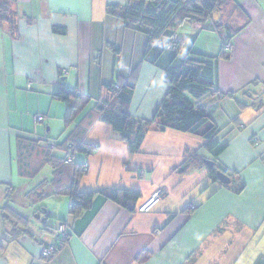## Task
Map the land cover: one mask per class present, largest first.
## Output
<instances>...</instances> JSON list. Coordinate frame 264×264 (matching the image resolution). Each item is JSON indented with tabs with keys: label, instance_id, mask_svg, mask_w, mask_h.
Returning <instances> with one entry per match:
<instances>
[{
	"label": "crops",
	"instance_id": "crops-1",
	"mask_svg": "<svg viewBox=\"0 0 264 264\" xmlns=\"http://www.w3.org/2000/svg\"><path fill=\"white\" fill-rule=\"evenodd\" d=\"M14 1L17 32L12 34L8 24L0 27V264H188L193 257L194 264H211L225 248L216 247L218 239L206 247L219 235L221 210H238L241 223L235 233L226 232L229 252L221 264H264V6L260 1L237 0L238 11L248 20L238 31L223 23L222 17L227 12L230 16L233 8L216 12L205 26L208 29L187 24L178 33L182 46H192L203 55L218 56L224 40L233 44L231 58L218 62L221 91H239L253 80L260 83H253L248 92L255 99L237 98L247 104L243 108L237 99L224 98L210 109L221 129L216 140L227 145L218 160L226 170L243 177L244 194L235 200L224 188L220 191L224 196L215 195L216 200L192 216L187 205L202 193L198 192L202 189L199 179L206 168L197 169L200 176L196 169L182 174L173 169L184 162L189 150H199L212 160L202 137L172 129L152 131L140 152L132 155L110 124L95 119L84 141L97 150L91 155H72L65 141L69 135L76 136L79 123L65 125L67 105L55 98L64 86L97 98L102 85L117 78L130 80L136 84L130 114L153 119L168 91L163 67L170 59L160 56L174 51L171 43L159 40L148 51L145 34L107 14L108 6L125 5L129 0ZM54 27L65 33H54ZM109 45L119 48V53ZM38 116L46 121L38 122ZM19 139L39 140L34 143L41 149H54L59 159L88 163L80 192L140 191L136 212L96 197L91 209L71 217L69 198L57 195L50 183L58 164L39 154L37 163L42 166L35 174L20 172ZM46 168L51 169L50 175L42 174ZM140 170L146 172L145 177H140ZM161 187L167 197L153 211L138 212ZM7 207L23 218L20 223L13 221L12 229L1 213ZM62 221H68L71 237L64 249L45 260L42 251L59 242L54 230ZM146 252L150 253L147 261L141 259Z\"/></svg>",
	"mask_w": 264,
	"mask_h": 264
},
{
	"label": "trees",
	"instance_id": "trees-1",
	"mask_svg": "<svg viewBox=\"0 0 264 264\" xmlns=\"http://www.w3.org/2000/svg\"><path fill=\"white\" fill-rule=\"evenodd\" d=\"M231 6L236 8L240 5L237 0H129L125 5L108 6L106 11L109 16L122 21L127 28L147 36L148 51L153 49L159 40L167 39L171 43L170 49L174 51H164L160 56L163 59L169 55L170 59L163 67L164 82L168 86V91L153 119L148 121L137 119L130 114L129 107L136 89V84L130 80L125 81L117 78V82L102 85L97 98L84 97L78 88L67 86L59 88L55 98L67 105L65 125L69 127L75 122L79 123L78 128L80 127L76 136L69 135L65 141L70 145L69 153L72 155H91L97 150V146L87 144L84 141L86 131L95 119L110 124L118 138L128 145L131 154L140 151L148 132H164L172 129L202 137L205 140L203 147L213 157L214 167L208 169L214 180L219 181L218 173L221 172L230 178V183L223 186L230 187L233 183L235 184L237 182L236 175L226 170L218 160L227 145L220 144L216 140L221 129L212 120L210 110L205 104L209 97L236 98L235 95L237 94L233 92L223 93L218 83L219 60H227L232 56L225 49L228 41L224 40L218 56H209L193 51L192 46L185 48L179 41L180 39H177V34L184 25H197L200 29H208L205 26L214 14L227 12ZM17 21L15 1L0 0V27L8 24L12 34H15ZM53 31L58 34L65 33L64 29L58 27H54ZM195 40L196 36H194V42ZM109 47L115 54L120 51L114 45H109ZM66 73L64 72V74ZM238 92L240 93L239 97L247 96L246 90ZM250 95L252 96V94ZM237 102L241 108L247 105L242 104L238 99ZM44 121L46 119L43 116ZM82 122L83 125H80ZM34 142L39 144V140H18L16 160L19 170L30 175L35 174L42 166L37 163L40 162L39 154L46 156V159L54 164L56 162L59 169L56 167L50 183L51 186H54L57 195H64L69 198V215L71 217L76 218L84 211L91 209L98 199L113 202L131 213L136 212L137 203L141 198L140 191L106 189L98 192H80L79 184L87 174V168L73 160L59 159L54 149L53 152L52 149H41ZM185 158L181 165L173 169L175 173L182 170V174L195 166L200 168L206 161L199 150L187 151ZM67 164L68 166H64ZM96 197L99 198L96 200ZM6 210H9L10 216L3 212ZM2 212L11 217L12 221L20 223L23 220L22 216L8 207L3 208ZM40 213L45 214L44 211H40ZM63 222L68 224V221ZM149 255L150 253L146 252L141 259L147 261ZM194 260L195 257L189 262L193 263Z\"/></svg>",
	"mask_w": 264,
	"mask_h": 264
},
{
	"label": "rangeland",
	"instance_id": "rangeland-1",
	"mask_svg": "<svg viewBox=\"0 0 264 264\" xmlns=\"http://www.w3.org/2000/svg\"><path fill=\"white\" fill-rule=\"evenodd\" d=\"M260 1V4H261V6L263 7L264 6V0H259ZM240 7V6H239ZM239 7H236L235 8V10H234V12L232 13V14H230V16H228L229 14H228V12H227V14L225 13V15L222 17L223 18V23L224 24H226L227 22H228V24L232 27V28H234L235 30H237L238 31V29H240V27H239V25H242L244 22H247L248 20H247V18L244 16V15H242V13H240L238 10H239ZM233 9V7L231 6V8L228 10V11H230V10H232ZM241 12H242V10H240ZM225 17V18H224ZM217 18V17H216ZM177 39H180V37H179V34H177ZM180 42H181V40H179ZM226 48H228V46L226 45ZM233 49H234V46L232 45V48L230 49V50H228V53L229 54H231L232 55V51H233ZM253 83H255V84H260V83H258V81H252V82H250L249 83V85H247L245 88H243V89H241V90H246V94L247 95H249V96H251L250 95V93H248L250 90L252 91V89L251 88H253L251 85L253 84ZM225 90H223L222 89V92L223 93H227V92H224ZM240 91V90H239ZM233 93H235V94H237V95H235V97L236 98H238L239 97V95H240V93L238 92V91H232ZM236 98H234V97H232L231 99L232 100H236ZM221 99V97H218V98H215V97H213V99L211 100V101H209V99L206 101V105H207V108L210 110L212 107H214V103L217 101V100H220ZM223 100H224V98H222ZM236 102V101H235ZM256 103H258V102H256ZM261 106L260 105H258V108H260ZM211 112H212V110H210V114H211ZM137 118V117H136ZM211 118H212V116H211ZM137 119H141V120H152V119H143V118H137ZM150 132H152V131H150ZM150 132H148V133H150ZM148 133H147V135H148ZM147 135H146V137H147ZM146 137H145V139H146ZM145 141V140H144ZM144 143V142H143ZM205 144V143H204ZM143 145V144H142ZM142 148V147H141ZM141 150V149H140ZM140 152V151H139ZM138 152V153H139ZM138 153H136V154H138ZM185 153H187V152H185ZM131 154V153H130ZM132 155H135V154H132ZM185 156H186V154H185ZM204 159L206 160V161H204L203 162V165H202V167H205L206 168V171L205 172H202V176H200V174H201V170H197V169H199V166H195V167H193V168H190V169H187L186 171H192V172H194L195 171V169L197 170V174L201 177L199 180L201 181V183H200V187H202V189H198V192L199 191H201L202 193H199L197 196L195 195L194 197H192L191 199H193V200H190V202L188 203V205H187V208H188V210H189V213H191V216H192V214H194L195 212H199L200 210H202V209H204L205 207H206V205L211 201H214V200H216V198H213L215 195H217V196H219L220 195V197L221 196H224L220 191H222V189H227L226 191L228 192V193H230V194H232L233 195V197H234V199L235 200H238L239 199V197L240 196H242L243 194H244V191L246 190V187H247V185H246V183L244 182V180H243V177H241L240 176V174L237 172V171H229V172H231V173H234L235 175H236V177H237V182H235V184L233 185H231L230 187L228 186V187H226V186H223V185H225V184H223L222 182H219V181H215L214 180V178H213V176L211 175V172H210V170L209 169H212L213 167H214V162L211 160V158L208 156V155H204ZM212 159H213V157H212ZM211 160V161H210ZM210 162V163H209ZM211 162H212V164H213V167L212 168H210V165L209 164H211ZM176 168V167H175ZM209 168V169H208ZM191 169H194V170H191ZM186 171H184V172H186ZM47 172H49V175H50V173H51V169L50 168H46L44 171H43V175L44 174H47ZM175 172V171H174ZM182 172V170H180L179 172H177V173H181ZM183 172V173H184ZM145 174H146V172L145 171H143V170H140V172H139V175H140V177H145ZM224 174V173H223ZM228 176V175H227ZM229 177V176H228ZM219 179V178H218ZM205 186H207V188L206 189H204V191H203V188L205 187ZM162 189H164V191H165V193H166V195L164 196L165 198L167 197V195H168V192H167V190L164 188V187H161ZM5 189H6V187H5ZM208 189H210L208 192H207V190ZM216 189V190H215ZM217 191H219L218 193H217ZM216 193V194H215ZM252 196V195H251ZM250 196V197H251ZM161 199V198H160ZM164 199V198H163ZM163 199H161V201L163 200ZM1 201V200H0ZM160 203V202H159ZM3 212H5L6 214H8V216H10V213H9V210H6V211H3ZM3 212H1L3 215H4V213ZM31 212V211H30ZM239 211L237 210L236 212H233V213H229V212H227V211H225V210H221L220 211V213H219V216H218V218L220 219V218H222V222L220 223V226L216 229V231H218V233H219V235H217L216 234V236H214V238L213 239H210L209 240V243H207L206 244V247L207 246H209V245H211V244H213L214 242H215V240L216 239H218V241H217V243H216V247L218 248V247H221L222 245H223V247H225L224 249H223V251L221 252V254L219 255V258H216L214 261H213V263H211V264H221V260H222V258H223V256L226 254V253H228L229 252V250H228V240H227V237L229 236V234H227L226 232H227V230L228 229H230V230H233L232 232L233 233H235L236 231H237V229L239 228V227H241V223H239L240 222V218L236 215L237 213H238ZM28 212H26V214H27ZM8 216H6V215H4V220L5 221H7L8 222V225L10 226V229H12L13 228V225H12V223H13V221L11 220V217H8ZM231 220H234V221H236V223H235V225L236 226H234V223H233V221H231ZM228 221H229V223H228ZM33 224V223H32ZM34 224H39L38 222H34ZM41 224H42V222H41ZM42 226H43V224H42ZM56 229V228H55ZM54 233H55V230H54ZM227 240V241H226ZM230 242V241H229ZM227 244V245H226ZM230 245V244H229ZM56 255V254H55ZM212 262V261H211ZM188 264H194V263H191V261L188 263ZM223 264H225V263H223Z\"/></svg>",
	"mask_w": 264,
	"mask_h": 264
},
{
	"label": "built area",
	"instance_id": "built-area-1",
	"mask_svg": "<svg viewBox=\"0 0 264 264\" xmlns=\"http://www.w3.org/2000/svg\"><path fill=\"white\" fill-rule=\"evenodd\" d=\"M226 45L228 46V48H226ZM225 45V49L228 51L232 48V43L228 42ZM38 122H42L43 121V116H38L37 118ZM89 164H85V168L88 169ZM166 195L164 189L159 188L153 195L152 197L147 200L144 204H142L139 208H138V212L141 213H149L151 211H153V209L155 208V206L161 201V199L165 198L164 196ZM161 198V199H160ZM55 233L58 234L59 236H61V241L59 244L57 245H53V246H48L46 247L43 252H42V258L49 260L51 259L56 252L55 251H61L62 249H64L68 243V240L70 239L71 236V230L70 227L68 226L67 223L65 222H60L58 224V226L55 229ZM63 239L67 240V243H65L63 241Z\"/></svg>",
	"mask_w": 264,
	"mask_h": 264
},
{
	"label": "water",
	"instance_id": "water-1",
	"mask_svg": "<svg viewBox=\"0 0 264 264\" xmlns=\"http://www.w3.org/2000/svg\"><path fill=\"white\" fill-rule=\"evenodd\" d=\"M209 165H210V168L213 167L212 162ZM218 178H219L220 182H222L225 185H228L230 183V178L226 174H223V173L219 172L218 173Z\"/></svg>",
	"mask_w": 264,
	"mask_h": 264
},
{
	"label": "bare ground",
	"instance_id": "bare-ground-1",
	"mask_svg": "<svg viewBox=\"0 0 264 264\" xmlns=\"http://www.w3.org/2000/svg\"><path fill=\"white\" fill-rule=\"evenodd\" d=\"M42 122H43V121H42ZM39 216H40V215H39ZM39 216H37L38 219H39ZM62 222H63V221H62ZM68 226H69V224H68ZM57 235H58V234H57ZM58 237H59V242H58V243L50 244V245H47L46 247L59 244L60 241H61V236L58 235ZM70 237H71V236H70ZM63 241H64L65 243H67V240H66V239H63ZM66 246H67V245H66ZM46 247H45V248H46ZM45 248H44V249H45ZM44 249H43V250H44ZM42 252H43V251H42ZM55 252H56V254L58 253V251H55ZM59 252H60V251H59ZM45 260H46V259H45Z\"/></svg>",
	"mask_w": 264,
	"mask_h": 264
}]
</instances>
